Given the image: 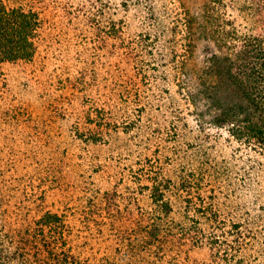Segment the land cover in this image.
<instances>
[{"label": "trees", "instance_id": "trees-1", "mask_svg": "<svg viewBox=\"0 0 264 264\" xmlns=\"http://www.w3.org/2000/svg\"><path fill=\"white\" fill-rule=\"evenodd\" d=\"M33 1L0 0V69L3 65L37 62L44 44L45 19ZM88 1L94 11L97 8L92 11L90 21L96 28V39L104 41L103 47L113 51L124 47L134 52L133 45L139 43L138 48H146L151 57L150 62L145 60L142 65H150L148 69L154 73L165 66L164 63L156 65L160 56L161 60L164 58L163 49L160 53L154 49L162 44L169 30L177 38L178 26L184 21L191 32L193 23L202 14L217 38L219 52L208 57L206 66L197 75L196 92L184 86L179 93L192 102L196 97L200 119L212 116L214 127L228 131L229 138L243 147L239 151L248 149L252 154L241 170L225 163H212L208 156L199 165L192 160L185 162L188 164H176L170 155L160 163L162 146L152 153L142 151V138V142H136L141 156L124 167L127 171L118 169L113 173L106 164L97 161L88 174L83 170L84 155L77 152L76 143L97 149L108 145L115 149L116 141L126 139L130 143L135 132L147 128L158 136L171 132L170 139L179 140V136L189 132L186 131L189 125L186 121L182 127L178 120L187 119L193 113L187 115L171 95L172 102L166 110H172L175 119L169 122L168 129L163 128L167 125L157 120L156 115L165 113V102L156 105L155 100H162L164 92L171 90L162 89L159 97L146 96L159 76L149 74L143 66L137 67L134 75L128 72L129 77L121 84L118 96L126 105L116 110L122 113L118 114L119 118L112 108L96 104L93 98L82 94L95 85L101 87L100 91L109 87L100 85L102 81L97 82L98 75L94 74L93 82L88 84L85 72L74 78H62L59 82L63 87L80 94L86 115L82 120L74 114L70 118L61 110L49 120H43L44 126L53 127L60 122L69 125L70 130L71 143L65 145L68 135L57 138L47 128L51 161L37 158L36 152L28 154L21 147L9 148L8 153L14 155L11 173L6 175L0 168V264H186L193 248L208 250V259L196 257V264H262L251 257L254 251L264 256V203L260 205L263 212L252 215L253 202L264 199V0H245L254 16V24L247 31L226 16L228 6L224 0H207L204 14L200 10L196 13L186 10L187 16L181 18L179 25L167 24L163 8L167 6L162 0ZM179 1L186 5L183 0ZM144 11L148 18L142 21ZM140 20L144 28L135 35L130 29ZM117 38L122 39L120 45L113 42ZM133 59L138 58L133 56ZM222 68L248 105L216 100L202 107L212 97L209 75L221 74ZM23 79L25 87H32L29 76L24 75ZM144 82L148 85L145 90L140 87ZM131 103L136 104L132 111L128 108ZM20 104L3 110L4 116L17 125L22 123V109H26ZM29 119L36 121L35 129L40 127L41 121L38 123L32 113ZM203 123L197 124L200 133L207 131ZM145 137L146 142L154 136L146 134ZM20 138L24 140V136ZM201 140L196 136L195 140L188 141L194 158L203 146L199 145ZM235 152L234 160L237 159ZM98 157L97 154L94 159ZM108 171L111 173L107 178L104 175ZM222 176L234 186L231 193L223 196L217 192L218 188L223 190L222 186H214ZM244 192L246 197L252 196V199L246 198L248 216L244 220L231 217L229 220L223 215L222 205L233 193L243 198ZM62 195L64 199H57ZM223 197L226 201H221ZM255 224L262 227L255 228ZM106 239L111 241L108 250L102 254H84L94 241ZM258 243L262 249L256 247Z\"/></svg>", "mask_w": 264, "mask_h": 264}, {"label": "rangeland", "instance_id": "rangeland-1", "mask_svg": "<svg viewBox=\"0 0 264 264\" xmlns=\"http://www.w3.org/2000/svg\"><path fill=\"white\" fill-rule=\"evenodd\" d=\"M162 1L165 2L167 6L163 7L168 17L166 19L167 24H175L176 22L179 25L181 18L185 19L187 16L186 10H190L193 13L200 10L204 14L203 10H205V3L207 0H183L186 2L187 6L180 4L179 0ZM225 1L228 6V8L225 9L226 16L239 24L244 31L249 30L254 24V16L251 15V11L247 8V1L224 0V2ZM33 4L35 8L42 12V16L45 19L42 29V41L44 44L41 46V52L37 62L35 64L3 65V69H0V168H3L1 170H4L6 175L11 173L10 168L14 165V155L8 153L10 147H14L15 149L21 147L28 154L36 152L37 158H48L49 161H51L50 157L52 154H50V150L52 147L48 143L49 137L47 135L48 133H46V131L48 132L47 128L51 129L50 131H52L57 138H65L67 137L66 135H68V137L65 138L66 141H64V144L68 145L71 143V141H69L71 140L69 136V125L66 123L63 122L64 124L61 125L59 122L58 125H53V127L41 124L43 120H49L51 115L54 116L61 110L64 113H68L70 118L74 114L75 118H80L82 120L86 115V105H82V99L78 97V91L75 90V92L70 89V87H63L59 82L60 79H66L68 76L74 78L75 75L85 72L87 74L85 80L88 84V82H93L94 74L98 75L100 80L97 82L102 81V84L99 83L100 85L103 86L104 84H108L109 87L103 88L100 91L99 88L101 87L95 85L82 94H85L86 97L90 96L93 98L96 104L107 106V108H112L116 111L126 105L118 96V91L122 88V82H125L124 80L129 77L130 74L134 75L137 67L140 68L143 66V63L151 61L148 50L142 46L138 48L139 43L133 45L135 49L134 52L130 51V48L124 47L118 50L115 49V51L107 47L104 48V41L96 39V28H94L90 21V17L93 14L92 11L95 12L97 8L94 11L88 0L86 3H83V0H34ZM145 14L146 12L144 11L142 21L148 18ZM116 17L119 18V16ZM199 19L198 22L193 23L194 26L191 32H188V27L186 28L185 22L183 21L178 26L180 32H178L177 38H175V35H172L174 32L169 30L161 41L162 44L154 49L158 52L161 49L164 51V58L161 60L160 56L158 59L159 62L156 63V65H159V63L165 64V66L161 67L160 72L154 73L155 71L153 69L149 70L148 68H151L149 67L150 65L143 66L149 74L154 73L159 76L158 81L153 83V86L152 83L150 84L152 88L146 92V96L150 94L151 97H155L156 95L159 97L161 93L163 94L162 89L169 88V90H171L168 93L164 92L161 97H164L162 100H155L156 105L165 102L163 105L166 106L164 108L165 113L157 112L156 119H160L162 124L167 125L162 127L168 129L169 122L175 119V115L172 113V110L167 111L166 108L168 104L172 102L170 96L174 95L177 104L179 103V105H181L186 114L188 112L193 113L192 115L187 114V119H177L182 127L187 121L190 129L188 128L186 131L190 133L187 132L186 135L179 136V140H171L169 137V133L171 132L168 134L165 133L164 136H158L157 134H152L149 128H147L145 131L140 130L139 132H135V136L130 139V143H127L126 139L119 142L116 141L113 145L115 149L108 145L97 149L95 146L85 147L82 144L76 143L77 152L84 155L81 160L85 172L89 174L91 166L97 161L106 164L113 173L118 172V169L124 170L123 172L127 171L124 167L132 165L136 161L135 158L141 156L139 145H137L136 142H142V138H144L142 142L143 147L141 148L142 151L145 150L148 153H152L157 147L162 146V161H160V163L164 161L163 159H165L166 156L170 155L175 158L176 164H188V162H185L187 160H192L196 165H199L202 164L203 160L208 156L212 159V163H220L221 165L223 163L229 164L232 167L234 166L236 170H241L242 166L245 165L244 161L252 153H249L248 149L239 151L238 148L241 149L243 147H240L241 145L238 142L232 141V139L229 138L228 131L215 128L212 123V116L206 115L204 117L205 119L202 121L199 115H197L198 112H196V97L192 102L179 93V90L184 86L196 92L198 74L206 66L208 57L215 52H219L220 46L216 36L211 31V25L207 23L208 21L202 14ZM142 21L140 20L136 23L132 28L133 31L130 29L133 34L143 30L144 22L142 23ZM129 33L126 35L129 36ZM170 38L173 40L172 42L169 41ZM113 42L120 45L122 39L117 38ZM174 49L177 50L176 53L173 52ZM133 56L138 59H133ZM129 57H132L134 61H132V59L129 60ZM128 72H130V74ZM24 75L31 78L32 87H25ZM209 76L212 84V86H210V94L212 97L205 101L202 107L205 108V104L216 100L230 104L239 102L245 105L249 104L227 77L224 68H222L221 74L213 75L212 73ZM150 78H152V76ZM140 87L145 90L148 85H145L144 82V84H140ZM77 97L79 99H76ZM72 99H74L73 103ZM17 103L18 105L21 103L26 108L22 109V123H19V125L9 121L6 116H4L3 111L4 108L12 104L16 105ZM129 106L128 108L132 111L136 107V104L131 103ZM201 110L203 111V109ZM27 111L35 116L38 123L39 120L41 121L38 129H35L37 124L35 123L36 121L32 119L30 121V114ZM118 114L122 113L116 111L115 115L117 118H119ZM130 114L132 116L134 115L132 112ZM15 121L17 122V119H15ZM200 122H204L203 126L206 127L207 131L200 133V130L197 129V124ZM192 128H194L195 131H193ZM183 131L185 130L183 129ZM140 134H142L141 137L138 136ZM146 134L148 136H154L153 139L145 142ZM17 136H24L23 139L25 141L32 140L33 142L26 144L24 140H21L20 137L17 138ZM167 136L169 137L168 140L166 139ZM196 136L202 139L199 145L202 143L203 146L200 151L196 152V158H194L193 151L191 153L188 149V141L189 139L195 140ZM198 140L199 139H197L196 142H198ZM21 143L22 145L19 146ZM43 150L46 152L45 154ZM176 150H178V152L174 153ZM234 152L236 153V160L233 159V155H235ZM97 154L99 157L94 159V156ZM167 164L168 163L165 165ZM110 173L111 172L108 171L104 176L108 178ZM236 174L235 172V176ZM226 178L225 176L219 177L214 184L217 188L219 185L222 186L221 188H223V190L220 188L217 190L218 194L221 196L225 195L226 192L231 193L234 188L231 181ZM228 185H230V187ZM239 193H233L227 201L224 197L221 199V201H226V203L222 205V212L229 220V217L244 220L248 216L246 210L249 208V205L246 204V198L249 197L252 199V196L246 197V193L244 192V197L242 198L238 196ZM60 197L61 199L65 198L62 195L58 196L57 199ZM262 203H264V199L258 200L256 203L253 202V216H257L258 213L263 212L260 208ZM254 227L261 228L262 225L255 224ZM110 243L111 241H109V239L94 241L92 247L86 248L83 252L86 255H94L97 252V254H102L111 246ZM257 246L262 249L260 243H258L256 247ZM262 254L263 253L254 251L251 259L255 258V260L257 259L258 262H262L263 264L264 256ZM190 256V261L184 262H187L186 264H196V257L200 260L208 259V250L193 248L190 250ZM253 262L255 263L256 261L253 260Z\"/></svg>", "mask_w": 264, "mask_h": 264}]
</instances>
